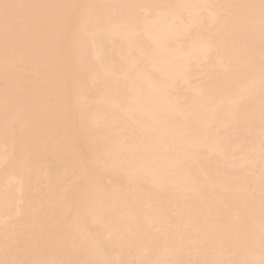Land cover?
I'll use <instances>...</instances> for the list:
<instances>
[{
    "label": "bare ground",
    "instance_id": "1",
    "mask_svg": "<svg viewBox=\"0 0 264 264\" xmlns=\"http://www.w3.org/2000/svg\"><path fill=\"white\" fill-rule=\"evenodd\" d=\"M262 0H0V264H261Z\"/></svg>",
    "mask_w": 264,
    "mask_h": 264
},
{
    "label": "snow or ice",
    "instance_id": "2",
    "mask_svg": "<svg viewBox=\"0 0 264 264\" xmlns=\"http://www.w3.org/2000/svg\"><path fill=\"white\" fill-rule=\"evenodd\" d=\"M0 7H2L4 9L5 17L7 18L10 10L17 7V6L11 5V4H3ZM261 8H262V14H264V0H262ZM261 264H264V260L261 261Z\"/></svg>",
    "mask_w": 264,
    "mask_h": 264
}]
</instances>
